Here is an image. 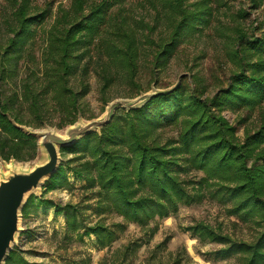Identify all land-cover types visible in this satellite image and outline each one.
Returning a JSON list of instances; mask_svg holds the SVG:
<instances>
[{
    "label": "trees",
    "instance_id": "obj_1",
    "mask_svg": "<svg viewBox=\"0 0 264 264\" xmlns=\"http://www.w3.org/2000/svg\"><path fill=\"white\" fill-rule=\"evenodd\" d=\"M5 1L7 34L0 39V161L35 159L39 138L27 128L41 129L51 114L59 116L58 126L62 128L75 124L80 114L85 115L92 72L101 79L106 104L109 100L105 95L119 82L129 87L130 97L141 93L142 58L151 57L157 67L168 64L183 35L210 25L218 7L214 2H220L142 0L145 10L155 12L152 23L144 15L135 16L130 8L128 11L127 0H70L69 4L48 0L44 9L33 0ZM256 1L252 0L254 4ZM246 13L243 8L237 12L239 18ZM49 17L53 21L45 29ZM41 28L45 29L44 43L37 56L33 49ZM231 29L234 36L230 38L229 55L236 69L229 86L214 98H201L198 90L181 92L180 84L169 92L150 96L139 107L114 113L100 132L82 136L62 147L61 153L74 154L68 162L70 169L86 181L87 188L99 189V209H115L144 227L156 215L175 211L177 201L191 199L183 181L177 178L181 170L200 169L213 179L231 184L226 188L235 200L231 213L255 221L261 229L256 240L236 241L204 223L194 226L192 234L203 242L224 245L209 253L212 258L237 255L241 264H264V117L260 128L248 132L240 143L236 128L211 113L212 106L254 110L264 103V74L259 75L264 72V61L252 60L264 53V38H251L240 23ZM21 61L25 74L15 82ZM75 78L78 88L72 82ZM196 81L202 82V77L197 75ZM169 125L181 131L177 139L163 141L158 131ZM66 180L61 162L43 187L71 185ZM207 181L203 177L196 185L202 188ZM34 198L31 194L23 207L24 218L30 215ZM54 205L57 212L66 215L69 232L85 228L84 234L97 235L101 248L116 240L117 231L123 227L122 223L109 227L102 222L88 226L80 218L77 205ZM156 230L157 225L152 232ZM169 239L167 236L163 244ZM182 260V254H178L174 263L181 264ZM5 264L43 263L30 262L13 248Z\"/></svg>",
    "mask_w": 264,
    "mask_h": 264
},
{
    "label": "rangeland",
    "instance_id": "obj_2",
    "mask_svg": "<svg viewBox=\"0 0 264 264\" xmlns=\"http://www.w3.org/2000/svg\"><path fill=\"white\" fill-rule=\"evenodd\" d=\"M47 1L33 0L41 9L46 7ZM60 1L64 4L70 3V0ZM141 1L127 0L128 11L130 8L135 16L144 15L150 22H155V12L145 10L141 6ZM217 5L210 25L194 30L193 34H184L168 64L157 67L149 60L151 57L142 58L139 74L143 86L141 93L130 97L132 95H130L129 87L126 83L119 82L105 95L109 100L106 104L101 92V79L95 72H92L88 78L91 89L85 97V103L88 104L84 108L85 115L80 114L75 124L62 128L58 126L59 116L51 114L50 119L41 129H52L66 137L73 126L102 118L113 101L121 100L125 104H134L133 107H139L150 96L169 92L180 84L183 86L181 92L190 94L198 90L199 97L214 98L221 89L229 86L231 75L236 69L229 55L230 38L234 36L231 27L240 23L251 38H264V0H257L255 4L252 0H220V2H214V6ZM241 8L247 13L239 18L237 12ZM55 9L56 7L54 11ZM7 15L6 1L0 0V39L5 38L7 34L5 27ZM52 21L53 18H47L44 28L47 29ZM45 29L43 31L41 28L37 35V44L33 49L37 56L41 54L44 43L42 35ZM252 60L254 62L264 61V53L256 55ZM20 63L19 76L15 78V82H18L25 74L24 63L22 61ZM262 74L264 72L259 73L260 76ZM197 75L202 77V82L196 81ZM77 81L76 78L72 80L76 88L79 87ZM10 84L13 88L16 87L12 81ZM202 92L203 95L200 94ZM126 109L128 108L120 104L115 113L120 114ZM211 113L223 117L234 126L238 142L243 143L248 132L253 133L260 128L264 117V103L254 110L246 107L212 106ZM100 130L101 127L97 129L98 132ZM180 131L181 128L176 125H169L159 130L158 134L161 135L163 141H166L177 139ZM72 157H74L72 153H61V162H63L67 176L66 181L71 185L63 186L57 183L51 189H45L42 186L38 192H32L36 198L33 200L34 205L30 215L25 218L21 217V231L14 248L21 251L24 258L30 262L43 264H175L177 255L182 254L181 264H241L237 255L226 259L212 258L209 253L224 245L218 242L201 241L192 234V228L204 223L217 233L228 235L236 241L245 240L249 243L254 242L260 233L261 229L253 219L245 220L241 214L231 213L235 200L226 190L231 184L213 179L200 169L181 170L177 175V178L183 181L185 192L191 195V199L188 202L177 201L175 211L165 216L156 215L146 227L135 221H129L115 209H99L97 206L101 198L99 189L87 188L86 181L73 173L69 166L71 164L68 163ZM183 157L187 158L188 155L185 154ZM46 159L47 154L40 146L39 154L35 159L0 161V178L8 174L12 167L28 170ZM180 163L185 166L183 161ZM203 177H206L208 181L201 188L196 184ZM219 186L221 188H218ZM54 204L77 205L80 208V218L88 226L102 222L109 227L122 223L123 227L117 231L116 240L105 248H101L97 235L84 234L85 228L69 232L66 228V215L57 212ZM156 225L158 230L152 232V228ZM167 236H170V239L163 244Z\"/></svg>",
    "mask_w": 264,
    "mask_h": 264
},
{
    "label": "water",
    "instance_id": "obj_3",
    "mask_svg": "<svg viewBox=\"0 0 264 264\" xmlns=\"http://www.w3.org/2000/svg\"><path fill=\"white\" fill-rule=\"evenodd\" d=\"M122 104L131 108L134 104H125L121 100L113 101L102 118L79 124L70 128L64 137L52 129L27 128V131L39 138V144L47 154V159L31 169L12 167L10 172L0 178V264H5L13 250L21 231L22 209L32 192L44 186L61 164V148L72 145L82 136L105 126L112 119L116 108Z\"/></svg>",
    "mask_w": 264,
    "mask_h": 264
}]
</instances>
